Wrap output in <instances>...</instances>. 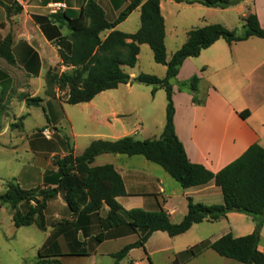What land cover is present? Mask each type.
Wrapping results in <instances>:
<instances>
[{"label":"crops","instance_id":"0c3cea01","mask_svg":"<svg viewBox=\"0 0 264 264\" xmlns=\"http://www.w3.org/2000/svg\"><path fill=\"white\" fill-rule=\"evenodd\" d=\"M1 1L10 7H17L11 0ZM96 1L104 10L107 19L113 21L131 0ZM236 1L238 2L235 5L226 9H216L200 4L187 5L172 0H161L159 6L164 20L165 47L168 41L177 51L186 40L183 35L186 36L187 31L193 28L221 24L231 30L226 26L229 23L227 20L232 18L228 16L231 12H234L238 19L249 13L254 14L260 27L264 28V0ZM86 2L87 0H31L21 12L12 9L9 15L1 6L5 15L0 20V25L4 23L9 27L8 20H15L14 18H21L22 20H19L23 23V34L12 45L16 61L13 66L22 68L30 86L36 83L39 88L34 92L30 91V94L21 88L16 90L13 78L8 72L0 69V95L10 99L8 111H12L11 121L8 119L5 123L2 122L0 137L7 139L0 140V148L18 150L21 145L23 149L22 163L17 172L0 173V195L6 191L5 185L9 181H14L26 191L56 188L57 167L54 161L63 158L70 151L74 157L81 155L92 141H116L127 136L135 140L157 139L162 133L166 96L163 99L157 98V94L163 89L156 88L154 93L152 86H149V92L136 89L140 88L138 85L143 84L132 82L137 76L134 73L125 71L131 82L119 85L113 90L103 91L88 103L73 105L77 108V113L65 109L69 105L65 103L66 98L43 93L46 70L49 66L60 65V59L33 17L49 16V4L64 3L66 9L58 13H64L67 18L74 19ZM26 9L29 12H26ZM131 18H138V25L133 28L128 25ZM183 24L185 26H182ZM139 27L140 7L118 24L116 30L135 33ZM61 32L66 35L68 30L63 27ZM3 34L4 31L0 28L1 37ZM107 34L108 32H104L101 37L104 38ZM40 45L47 47L49 56L44 55V58L37 51ZM146 46L141 45L140 52L142 48L146 49ZM170 58L166 57L167 61ZM138 59L139 55L137 61ZM164 69L165 76L166 68ZM64 70L60 65V71ZM193 76L200 78L196 96L197 99L203 100L201 105L192 102L193 93L187 88H179L180 83ZM171 84L174 132L190 163L201 165L216 174L253 144L264 149V39L251 37L231 45L219 39L201 51L198 57L184 60ZM120 87L124 89H119ZM57 91L55 87L54 92ZM23 94L42 100L45 122L34 132L25 131L23 112L15 115L17 109L26 106L24 101L19 99ZM244 111L249 113L246 119L239 116V113ZM21 117L24 118L22 128L9 129V126ZM126 117H130V120H126ZM60 121L69 125L70 141L60 130ZM77 125L80 126L78 131ZM48 128L52 129L53 136L47 139L42 131ZM14 140L19 141L16 143ZM134 157L102 154L91 164V167L111 165L121 177L126 195L117 197L116 201L125 211L142 209L152 212L161 208L172 224H178L187 214V198L205 206L223 204L221 191L213 181L202 186L182 189L163 169L153 167L150 165L152 163L145 159L148 163L133 159ZM27 207V204H20L13 210L0 204V213L6 214L7 210H10L6 214L7 219L0 221L2 227L5 225L7 228L5 233L0 231V239L7 245L16 241L15 235L18 233L17 244L30 250L31 256L37 258L34 264L42 261L38 257L39 252L49 257L45 261L50 263L44 264H54L52 261H58L60 264H173L174 261L179 264H240L235 260L220 257L211 249H205L192 258H188L185 252L203 241L212 242L225 234H231L234 238L249 235L255 228L251 217L230 212L218 221L194 224L188 231L175 237H169L165 232H154L143 248L131 249L122 259L115 261L113 255L137 242L139 233H130L126 226L103 231L100 219L105 216L104 210L73 217L62 194L58 193L46 204L43 212L44 230L35 224L15 228L13 215L16 211L24 213ZM100 235H105V239L96 242ZM259 236L257 249L264 253V222ZM26 259V254L20 255L19 263L25 264Z\"/></svg>","mask_w":264,"mask_h":264},{"label":"trees","instance_id":"16d2710c","mask_svg":"<svg viewBox=\"0 0 264 264\" xmlns=\"http://www.w3.org/2000/svg\"><path fill=\"white\" fill-rule=\"evenodd\" d=\"M161 0H131L117 18L109 21L104 10L96 0H87L78 16L69 19L64 13L49 16H35L33 20L39 24L48 41L55 48L64 71L46 72L45 86L57 87L65 94V103L78 105L90 102L97 94L116 89L119 85L131 82L124 68H133L137 62L140 46L146 44L156 64L166 68L164 78L154 75L138 74L132 82L152 86L154 90L161 88L166 95L165 124L157 139L135 140L127 136L116 141H92L83 153L74 157L71 151L61 159L54 161L57 167V185L52 190H23L14 181L6 183V191L0 195V204L16 210L18 205L27 204L24 213L18 211L12 217L15 228L28 227L35 224L45 229L43 212L49 200L58 193L73 217L88 215L104 210L105 216L100 219L103 231L126 226L130 233H139L134 244L124 247L113 255L115 261L122 259L131 249L143 248L149 236L154 232H165L175 237L188 231L192 225L202 222H215L225 218L230 212H238L249 216L255 222L254 231L246 236L234 238L225 234L216 240L203 241L185 252L188 258L211 249L220 257L235 260L240 264H264V253L257 247L259 232L264 222V149L257 144L250 146L239 158L221 169L216 174L201 165L188 161L184 148L174 132L173 126V89L171 81L176 77L184 60L196 58L201 51L209 48L217 40L223 39L228 45L246 41L251 37L264 39V28H261L254 14L241 18L242 31L238 34L220 24H211L201 28H193L186 33V40L166 59L164 45V20L160 13ZM187 5L200 4L207 8L226 9L235 5L236 0H172ZM7 15L12 7L0 2ZM140 7V27L135 33H123L116 26L123 22L136 8ZM21 7L14 11L21 12ZM58 24V25H56ZM66 27L68 33L61 30ZM0 28L2 26L0 25ZM104 32L108 34L102 38ZM13 41L7 35H0V58L8 65H15L12 50ZM36 57V53H34ZM198 76L179 84V88H187L193 93L192 102L203 104L197 99ZM48 96H53L47 93ZM26 107L42 108L39 97L20 95ZM8 97L0 95V130L2 119L8 113ZM43 112L44 109L42 108ZM248 111L239 113L242 119L248 117ZM21 117L9 126V129H21ZM50 124V122L48 121ZM43 132V131H42ZM102 154L141 156L146 161L163 169L182 189L198 187L211 181L220 189L223 204L205 206L194 203L187 198V214L178 224H172L164 210L144 211L132 209L125 211L116 201L125 196L123 180L111 165L91 167L94 159ZM39 197L40 199H37ZM34 202L35 205H30ZM105 208V209H104ZM64 222V221H63ZM105 239V235L96 238V242ZM38 264L50 263L49 258L38 253ZM51 263L60 264L58 261ZM173 264H179L174 261Z\"/></svg>","mask_w":264,"mask_h":264},{"label":"rangeland","instance_id":"374dc122","mask_svg":"<svg viewBox=\"0 0 264 264\" xmlns=\"http://www.w3.org/2000/svg\"><path fill=\"white\" fill-rule=\"evenodd\" d=\"M12 9L14 10L15 7H12ZM49 11L50 10L48 8V12ZM26 12H29V10L26 9ZM4 15H5V13L3 11V8L0 6V20L4 18ZM228 16H229V18H231V17L232 18L230 20H227L229 23H227L226 26H229L231 28V30H235L238 34H240L242 31L241 19H238L236 14H234V12L229 13ZM14 19L15 20H8L7 24H9V27L8 26L6 27V24H4V23L1 25L2 30L4 31V34L2 36L5 37L8 35L12 39L13 42H15V40L20 35L23 34V31H22L23 23L20 21L22 19L21 18H14ZM133 19L134 18H131L130 22H128L129 27L132 26V28H133V26L138 25V22H137L138 18H136L135 20H133ZM215 22H217V21H215ZM182 26H185V24H183ZM185 38H186V36L183 35L184 40H185ZM34 47H36V46H34ZM39 48L40 49H37V51L43 57H44V55L49 56V50L47 49L46 46L40 45ZM165 48H166L165 49L166 50V57L170 58V56L175 52L174 45L167 41ZM0 69L8 72V74L13 78V80L15 82L16 90L21 88V89H24L27 94H30L29 93L30 91L34 92L37 88H39L38 86L35 85L36 83L32 86L29 85V79L25 76L22 68H20L19 66L8 65L2 58H0ZM48 70L60 71V65L56 64L55 66H49V68L46 70V72ZM164 70H165L164 66L156 64L153 61L152 52L148 46H146V49L142 48L141 52H139V59L133 68H125V71L128 73H134L135 75L143 73V74H148V75H154V76L159 77V78L164 76ZM45 76H46V74H45ZM43 86H44L43 87V90H44L43 93L45 95H47V93H51L54 95L57 94V95H59V97L61 99H65V94L63 95L59 91L54 92V89H55L54 86L53 87H46L45 81H44ZM138 86L140 88L136 87V89L144 90L146 92H149V90L151 89L149 86H144V85L143 86L138 85ZM119 89H124V88L120 87ZM16 94H19V92H16ZM165 96H166L165 92L163 90H159V93L157 94V98L162 97V99H163V97H165ZM154 105L155 106L157 105L156 101H155ZM16 107L17 106H14V108H16ZM65 109H67L69 112L74 111L77 113V108H75L73 105H68L65 107ZM60 111H62V110L60 109ZM21 112H23L22 114H23V116H25L23 124L25 126V131L27 133L31 132V131L34 132L35 130L40 128L41 124H44V122H45L42 108H35V107L26 108V106H22V107H20L19 110L17 109V111H15V115L21 114ZM7 114H8V116L3 117V119H2L3 123L8 121V119H9V121H11L12 111L9 110ZM126 118H127L126 120H130V117H126ZM60 122H61L60 123L61 132L66 136L67 140L70 141L71 137L69 135L70 134L69 125L62 122V121H60ZM78 130H80V126L77 125V131ZM48 132L50 134V137L53 136L52 129L48 128ZM3 139L5 141L7 138L6 137H0V140L3 141ZM14 141L16 143H18L19 140H14ZM19 144H20V142H19ZM78 146H81V145H78ZM22 150L23 149H22L21 145L19 146L18 150H12L10 148L2 150L0 148V173H16L17 172L18 166L22 163V160H21V158L23 157ZM133 159L145 161L144 158L141 156H135ZM145 163H148V162L145 161ZM150 165H152L153 167H156L158 169H161L160 167L155 166L154 164H150ZM9 211L10 210H7L6 214ZM6 214H5V212L0 213V221L4 222V220L7 219ZM0 231L5 233L7 231L6 226L4 225V227H2V224H0ZM17 235H18V233L15 235L16 241H12L11 243H9L7 245L2 243V241L0 239V264H20L19 258H20V255H23V254H26V256H27L25 264H34L36 262L37 258L34 259V257L31 256L30 250L24 249L21 247L20 244H17V240H18ZM9 245H10V247H9ZM8 247L10 248L9 250H8Z\"/></svg>","mask_w":264,"mask_h":264},{"label":"built area","instance_id":"2783aa9c","mask_svg":"<svg viewBox=\"0 0 264 264\" xmlns=\"http://www.w3.org/2000/svg\"><path fill=\"white\" fill-rule=\"evenodd\" d=\"M11 1L15 6L21 7L23 9L28 5L29 1H31V0H11ZM65 9H66V5L64 3H51V4H49V10H50L51 14H56L60 11L65 10ZM42 134L45 138H47V139L50 138V134L48 132V129L44 130L42 132ZM37 199H40V198L37 197ZM31 203H32V205H35L34 202H31Z\"/></svg>","mask_w":264,"mask_h":264}]
</instances>
